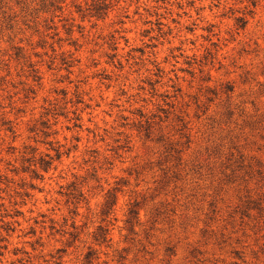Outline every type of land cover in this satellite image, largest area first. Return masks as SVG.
<instances>
[{"label":"rangeland","instance_id":"1","mask_svg":"<svg viewBox=\"0 0 264 264\" xmlns=\"http://www.w3.org/2000/svg\"><path fill=\"white\" fill-rule=\"evenodd\" d=\"M0 264H264V0H0Z\"/></svg>","mask_w":264,"mask_h":264}]
</instances>
